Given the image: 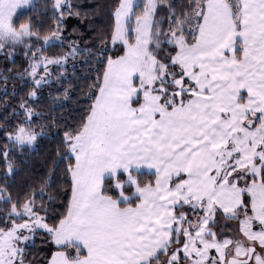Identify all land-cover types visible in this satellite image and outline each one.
Wrapping results in <instances>:
<instances>
[{"label": "snow or ice", "instance_id": "1", "mask_svg": "<svg viewBox=\"0 0 264 264\" xmlns=\"http://www.w3.org/2000/svg\"><path fill=\"white\" fill-rule=\"evenodd\" d=\"M80 15L72 0H0V54L27 60L3 75L0 102L13 81L18 107L0 264H40L38 235L47 264H264V0H115L98 49L64 35ZM86 53L99 67L85 107L38 186L14 191L45 135L43 93L71 99L59 86Z\"/></svg>", "mask_w": 264, "mask_h": 264}, {"label": "trees", "instance_id": "2", "mask_svg": "<svg viewBox=\"0 0 264 264\" xmlns=\"http://www.w3.org/2000/svg\"><path fill=\"white\" fill-rule=\"evenodd\" d=\"M38 2L43 3V0H38ZM72 2L81 10V15L68 19L64 35L68 40H76L81 47H92L95 45L96 49H98L100 47L98 44L100 35L110 29V12L115 0H72ZM81 41L83 43H80ZM65 48H67V44ZM58 52L59 50H57ZM86 57L87 53L83 57H77L74 70L72 69V62L69 63L68 79L71 81V85L66 82L64 85L59 86V90L63 92L64 88H67L73 95L68 100L60 96V104L63 105L62 107L53 103V100L56 98V87L51 89L52 96H49V90L43 93L37 110L42 113L44 118L39 122L44 125L45 135L39 138L35 150L26 157L28 164L24 168V171L16 177L15 183L17 187L14 188V191L22 194L23 191L27 190L26 185L31 183L38 186L41 177L47 175L48 165L50 160L55 156L63 127L67 124H73L78 119L79 112L85 107L83 101L87 98L89 85L95 79L96 69L99 67L95 63V59L90 64L86 63ZM13 60L15 63L12 62ZM25 67H27V60L22 50L17 51L11 59L0 54V98H4L5 82L3 75L7 74L5 69L11 68L13 72L19 73ZM6 87L9 93V96L6 98L7 103L11 106H6L5 103L0 102V148L4 144V127L7 124L14 126L16 123L12 117V108L18 107L15 103L18 97H11L10 95L14 87V82L8 81ZM17 91H19L18 86ZM53 121H58L59 124H53ZM36 130L40 131L39 128ZM3 172L4 168L2 161H0V176L3 175ZM52 191L62 195L64 189L58 182ZM59 204L60 200L57 199L55 205L58 207ZM51 247L43 235H38L35 238L34 246L29 251V259L39 261L40 264H47L45 258H50Z\"/></svg>", "mask_w": 264, "mask_h": 264}]
</instances>
